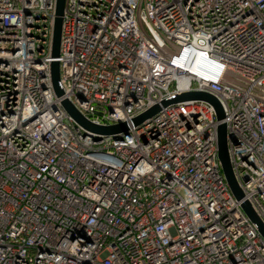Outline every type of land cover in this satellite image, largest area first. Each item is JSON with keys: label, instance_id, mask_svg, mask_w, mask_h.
<instances>
[{"label": "built area", "instance_id": "2783aa9c", "mask_svg": "<svg viewBox=\"0 0 264 264\" xmlns=\"http://www.w3.org/2000/svg\"><path fill=\"white\" fill-rule=\"evenodd\" d=\"M55 1L0 0V264H264V0H65L53 58Z\"/></svg>", "mask_w": 264, "mask_h": 264}, {"label": "water", "instance_id": "95a60500", "mask_svg": "<svg viewBox=\"0 0 264 264\" xmlns=\"http://www.w3.org/2000/svg\"><path fill=\"white\" fill-rule=\"evenodd\" d=\"M65 0H56L55 1V11H54V21H53V31H52V44H51V57L56 58L59 52V42H60V32H61V24H62V14L64 9ZM50 77L51 83L53 87V92L56 97L62 95V90L58 85L59 81V62L56 59H53L50 62ZM187 99H200L207 101L210 103L216 112V117L218 120H221L224 116V112L218 100L210 93L203 91H189L185 93H181L176 97L170 100H164L162 102L163 105L169 104L171 102H177ZM61 106L64 110L73 118L75 123L81 127V132L100 136H108V135H120L123 132H126L128 129L127 122H119L110 125H96L89 120H87L80 112L72 105V103L68 99L61 100ZM159 109L158 105H154L142 112L138 116L132 119L133 124H138L143 119L152 116ZM217 153L218 159L221 164L222 172L225 176V179L229 185V188L236 199H242L243 194L241 189L238 187L234 176L232 174L230 161L227 153V140H226V125L221 122L217 126ZM245 213L249 216L251 221L255 222L258 226V230L264 238V225L260 222L259 218L256 216L254 211L252 210L250 204L244 200L241 204ZM84 228V227H83ZM87 239L89 237L87 236Z\"/></svg>", "mask_w": 264, "mask_h": 264}]
</instances>
